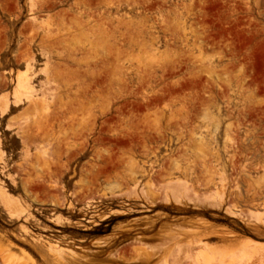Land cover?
Instances as JSON below:
<instances>
[{"label": "rangeland", "instance_id": "obj_1", "mask_svg": "<svg viewBox=\"0 0 264 264\" xmlns=\"http://www.w3.org/2000/svg\"><path fill=\"white\" fill-rule=\"evenodd\" d=\"M90 1L0 0V248L264 264V0Z\"/></svg>", "mask_w": 264, "mask_h": 264}, {"label": "bare ground", "instance_id": "obj_2", "mask_svg": "<svg viewBox=\"0 0 264 264\" xmlns=\"http://www.w3.org/2000/svg\"><path fill=\"white\" fill-rule=\"evenodd\" d=\"M90 1V0H89ZM88 0H87V2H89ZM93 1V0H92ZM92 1H90V2H92ZM94 2V1H93ZM92 5V4H91ZM98 5V4H97ZM96 19V18H95ZM56 36V35H55ZM61 38H63V37H61ZM58 39H60V38H58ZM57 40V39H56ZM56 40H55V42H56ZM61 40V39H60ZM28 89V88H27ZM26 89V90H27ZM24 92V91H23ZM23 94V93H22ZM56 100V99H55ZM32 101V100H31ZM57 101V100H56ZM6 103V102H5ZM30 103V102H29ZM41 103V102H40ZM43 103V102H42ZM64 103V102H63ZM63 106V105H62ZM29 108H30V106H29ZM38 109V108H37ZM61 110V109H60ZM54 111H55V109H54ZM52 112V111H51ZM50 112V113H51ZM66 112V111H65ZM60 113V112H59ZM63 114H65V113H63ZM57 115V114H56ZM55 115V116H56ZM65 116V115H64ZM63 117V116H62ZM43 118V117H42ZM41 118V119H42ZM63 119V118H62ZM62 119H60V120H62ZM53 120H55V119H53ZM66 120V119H65ZM49 122V121H48ZM50 123V122H49ZM48 123V124H49ZM69 123V122H68ZM38 128H39V126H37ZM36 127V128H37ZM51 127V126H50ZM67 127V126H66ZM52 128V127H51ZM50 129V128H49ZM68 129V128H67ZM37 131V130H36ZM39 131V130H38ZM70 132V131H69ZM42 133V132H41ZM33 134V133H32ZM39 135V134H38ZM38 137V136H37ZM40 138V137H39ZM61 151H62V148H61ZM45 183V182H44ZM176 186V185H175ZM60 196H62V197H60ZM180 196V195H179ZM54 197H56V194L54 195ZM57 197L59 198V199H61L63 202L65 201V197L63 196V195H61V194H58L57 195ZM180 199V198H179ZM210 200V199H209ZM166 201V200H165ZM185 202V201H184ZM207 203V202H206ZM180 206L181 205H183L182 203H180V200H179V203H178ZM206 206V205H205ZM129 226H131V225H129ZM134 227V225L132 226V229H134L133 228ZM126 229H127V227H126ZM130 230V229H129ZM127 231V230H126ZM209 232H212V231H209ZM200 235V234H199ZM206 235V234H205ZM210 235H211V233H210ZM203 237H204V235H203ZM205 238H207V235H206V237ZM201 239H202V237H201ZM201 239H198V240H201ZM243 244V243H242ZM191 245V244H190ZM203 245V244H202ZM254 245V244H253ZM191 247H193V246H191ZM5 248V247H4ZM214 248V247H213ZM245 248V247H244ZM243 248V249H244ZM208 249V248H207ZM189 251L191 250V248L190 249H188ZM188 250H186V251H188ZM241 250V249H240ZM166 251V250H165ZM183 251V250H182ZM186 251H185V255H186ZM154 252V251H153ZM156 252V251H155ZM158 252V251H157ZM172 252V251H171ZM184 252V251H183ZM64 253V252H63ZM160 253V252H159ZM175 253L176 252H174V256H175ZM179 253H181L182 254V252H180V251H178L177 252V254H178V258L176 257L177 256V254H176V256H175V260H174V263L176 264V262L175 261H177L176 259H179ZM189 253H191V252H189ZM188 253V254H189ZM195 253V252H194ZM194 253H192V254H194ZM68 254V253H67ZM150 254V255H149ZM146 253V255H145V257L143 256V259H141L142 260V263L141 264H151V263H153V259L155 258L154 256H152L151 255V253ZM153 254V253H152ZM157 254V253H156ZM66 254H62V253H57V257H58V264H85V262L83 261V257L82 258H80L79 260H76V257L75 256H73V255H68V256H65ZM143 255V254H142ZM153 255H155V254H153ZM183 255H184V253H183ZM171 256V255H170ZM192 256V255H191ZM140 257V256H139ZM153 257V258H152ZM183 257V260L185 259V257L187 258L186 260H188V261H190L188 258H190V254L188 255V257L187 256H182ZM15 258V257H14ZM14 258H13V256H12V254L10 253V251H8V250H4V249H1L0 248V264H17L16 263V261L14 260ZM85 259H87L86 257H85ZM182 258H180V260H178V261H182L181 260ZM28 260V259H27ZM81 260V261H80ZM170 260V259H169ZM173 260V259H172ZM250 260V259H249ZM260 260V259H259ZM29 261V260H28ZM27 261V262H28ZM31 261V260H30ZM29 261V262H30ZM194 261V260H193ZM20 262V261H19ZM172 262V261H171ZM191 262H192V258H191ZM156 263V262H155ZM160 263V262H159ZM163 263V262H162ZM170 263V262H169ZM249 263V262H248ZM24 264H27V263H24Z\"/></svg>", "mask_w": 264, "mask_h": 264}]
</instances>
